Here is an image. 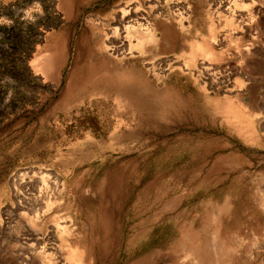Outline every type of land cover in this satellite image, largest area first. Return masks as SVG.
<instances>
[{
  "label": "rangeland",
  "instance_id": "1",
  "mask_svg": "<svg viewBox=\"0 0 264 264\" xmlns=\"http://www.w3.org/2000/svg\"><path fill=\"white\" fill-rule=\"evenodd\" d=\"M0 264H264V0H0Z\"/></svg>",
  "mask_w": 264,
  "mask_h": 264
},
{
  "label": "bare ground",
  "instance_id": "2",
  "mask_svg": "<svg viewBox=\"0 0 264 264\" xmlns=\"http://www.w3.org/2000/svg\"><path fill=\"white\" fill-rule=\"evenodd\" d=\"M174 2V1H173ZM179 2V1H178ZM180 4V3H179ZM176 4H174L175 6ZM181 5V4H180ZM178 4L176 5V7ZM175 8V7H173ZM123 9V8H122ZM179 9V8H177ZM183 9V8H182ZM121 16L118 17V21L114 29L110 31L111 38L116 41L118 45L115 48V53L118 54H129L134 48L131 45L132 37L136 38L138 41L142 40L145 36L152 37L153 32L148 29L147 19L145 20L142 15L138 13L135 6L128 4L125 6L124 10L120 11ZM145 16V15H144ZM149 21V20H148ZM181 22V21H180ZM154 30V29H153ZM109 34V33H106ZM104 36V34H103ZM108 39V37H107ZM111 39V40H112ZM137 41V42H138ZM112 44V43H111ZM114 44V43H113ZM112 44V45H113ZM115 44V45H116ZM110 45V44H109ZM113 47V46H112ZM109 49V48H108ZM113 49V48H112ZM114 51V50H113ZM112 53V51H111ZM114 54V53H113ZM207 54V53H206ZM203 55V54H202ZM121 56V55H120ZM172 60V59H171ZM203 61V60H202ZM201 62V61H200ZM205 62V61H204ZM207 63V62H206ZM179 64V63H178ZM173 65V64H172ZM174 65H176L174 63ZM200 65V64H199ZM202 65V64H201ZM179 66V65H178ZM204 66V65H203ZM184 67V66H183ZM170 69V68H169ZM181 69V68H180ZM205 69V68H204ZM171 70V69H170ZM182 71V70H181ZM228 103V102H227ZM229 104V103H228ZM228 110V109H227ZM233 110V109H232ZM242 110V109H241ZM230 111V110H228ZM231 114V111H230ZM233 117V116H232ZM243 117V116H239ZM237 119V117H235ZM17 204V203H16ZM59 228V227H58ZM77 255V254H76ZM72 257V255H71ZM78 263V262H77Z\"/></svg>",
  "mask_w": 264,
  "mask_h": 264
}]
</instances>
